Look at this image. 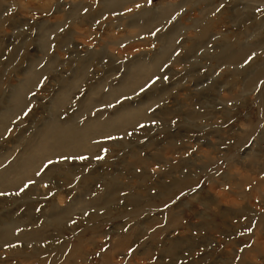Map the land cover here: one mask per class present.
<instances>
[{"label":"rangeland","instance_id":"1","mask_svg":"<svg viewBox=\"0 0 264 264\" xmlns=\"http://www.w3.org/2000/svg\"><path fill=\"white\" fill-rule=\"evenodd\" d=\"M105 1L0 0V124L11 115L0 175L54 123L98 129L144 112L0 191V219L32 216L27 230L41 235L27 256L0 247V264H264V0H144L128 13ZM131 14L146 33L131 34ZM212 21L218 35L200 41ZM135 65L155 75L117 95ZM19 91L24 107L11 114Z\"/></svg>","mask_w":264,"mask_h":264},{"label":"bare ground","instance_id":"2","mask_svg":"<svg viewBox=\"0 0 264 264\" xmlns=\"http://www.w3.org/2000/svg\"><path fill=\"white\" fill-rule=\"evenodd\" d=\"M90 1H91L90 4H93L94 0H90ZM143 2H144V0H106L104 2V4H105L104 9L109 12V10H113L111 8L117 7L119 10L123 8L125 13H128V10L131 6L134 8H137V5L142 4ZM203 2L204 1H202V3ZM69 4H71L70 6L73 9L75 7L79 8V5H81L79 3H73V2H69ZM170 7H172V4L170 5ZM76 10H78V9L75 8L74 11H76ZM148 13H149V11H146V10H145V12L142 13V17L143 16L145 17V21H147L149 19ZM70 14H71L70 16L64 15V16L58 17V22H57L58 25L62 24L67 19H71L72 17L75 16L76 13L72 12ZM111 14H112V12H111ZM91 16L92 15H90V17H88V18L90 19ZM166 16H168V15H166V12H164L163 15L160 17L165 18ZM138 17L139 16H137L136 14H131L129 17H127V18L131 19L130 20L132 22L130 24L132 27V29H131L132 33L131 34H134V35H137L138 33H143V32L146 33V31L148 30L147 24H145V23H143V25L139 24L140 21H139ZM88 18L85 20V22L89 21ZM150 21H152V20H150ZM197 21H199V20H197ZM214 21L211 22L212 24L208 23L207 26H205L204 28L201 29V31L199 32V34L200 33L201 34L198 36L199 37L198 39L200 41H203V40L205 41V39H207V37L210 35V33L212 31H215V33H213L214 35H216V36L218 35L219 32L218 31L216 32V30H215V28L217 26L215 24L216 22L214 23ZM193 24L196 25L197 22L196 23L194 22ZM209 25H210V27H209ZM173 38H174L173 34H168V36L165 37V39H168V42H166V43L171 44ZM225 46H227V45H225ZM222 47H224V44L222 45ZM262 47H264V43H262V45H260V48H262ZM246 48L247 47H244V49H241V50L240 49L232 50L231 56L228 55L227 60L238 62L240 59H242L246 55V53H247ZM167 49H169V48L167 47ZM167 53H168L167 50H165V52L162 53V55H160V57L156 59L154 67H157V63L158 64L161 63L162 58L166 57ZM150 69H152V67H150V66L146 67L144 65L143 66L135 65L132 68V70L130 71V74H131L130 77L131 78L125 82V84H124L125 87L123 86L121 88V90H119V93H117V95H119L121 93H126L127 91H130L132 93L137 88H139V89L143 88L147 84L148 77L155 75V74L151 75ZM30 83H31V80H30ZM13 98H14L13 102H14V104L15 103L16 104L14 106H12V107H14V110L11 114H17L24 107V101H25L24 92L19 91L18 93H16L14 95ZM143 115H144V112H142V111L138 112L137 114L131 115V116H129V112L123 111L119 115L118 119L115 120L113 123L110 122L107 124H103L100 128L98 127V129H93V128L89 127L88 125H86L85 127L81 128L80 130H76L73 127H63L62 125H59L58 123H54L53 125L48 127L47 130H45V132L42 134L41 142H40V144H38L39 146L30 153V155L27 159H25V160L23 159L21 162L15 164L14 168L11 171L3 173L2 175H0V191L1 192L17 191L18 189H21V187L25 183H28L31 180H35L34 176H35L36 170L38 169V162L40 160L42 161L45 158V156H48V155L52 156V155H56L59 153H64V155H66V154L73 155V153L76 154L79 151H82V152L83 151H85V152L92 151V150L96 149V147L94 145H92V143H91L94 140V135L96 134V131H98L97 134H102L103 132H107V130L109 131L110 129H113L119 125H123V124H130L131 125L133 122H136L138 117H141L143 119ZM7 117H11V115L4 116L5 120L3 119V122L6 121ZM3 122L0 125H2ZM66 141L72 142L73 146L71 147V146L67 145L65 143ZM33 188L34 187L28 188L27 196L30 197L34 194ZM129 199H130V202L135 201V199L132 197H130ZM127 201L129 202L128 199H127ZM33 204L34 203H33V199H32V200H30L29 205L32 207V206H34ZM72 213H73V210L71 208H68L64 212V215H61V216L67 217V216L71 215ZM64 219H66V218H64ZM26 222H27V224H26ZM30 222H34L32 216H30L28 219H25V220L22 218H20V219L9 218V220H8V218L0 219V247H3V248L8 247V249L9 248L11 249V246H13V247H15V250H16L15 253L16 254H18V255L21 254L23 256H27L26 251H29V248H30L27 245V241H29V242L36 241L37 242L38 239H36V238L41 237V235L37 236L35 234L37 231V229H35L36 225L32 226L33 229L27 230V227L31 226L29 224ZM61 222H62V219L60 217H58V215H56L54 220H53V224L63 225V223L61 224ZM17 228H18V230H22L20 232L19 236L16 235V229ZM31 230H35V231H31ZM30 233L33 234L31 237H29ZM19 245H22V247L19 248ZM9 251H11V250H9Z\"/></svg>","mask_w":264,"mask_h":264},{"label":"snow or ice","instance_id":"3","mask_svg":"<svg viewBox=\"0 0 264 264\" xmlns=\"http://www.w3.org/2000/svg\"><path fill=\"white\" fill-rule=\"evenodd\" d=\"M249 59H251V57ZM81 159H83V157H81Z\"/></svg>","mask_w":264,"mask_h":264}]
</instances>
